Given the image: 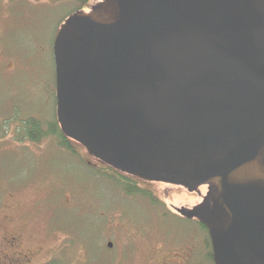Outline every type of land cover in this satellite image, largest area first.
Masks as SVG:
<instances>
[{
    "label": "water",
    "instance_id": "95a60500",
    "mask_svg": "<svg viewBox=\"0 0 264 264\" xmlns=\"http://www.w3.org/2000/svg\"><path fill=\"white\" fill-rule=\"evenodd\" d=\"M53 58L65 137L141 181L208 186L177 213L215 264H264V0H102Z\"/></svg>",
    "mask_w": 264,
    "mask_h": 264
},
{
    "label": "rangeland",
    "instance_id": "374dc122",
    "mask_svg": "<svg viewBox=\"0 0 264 264\" xmlns=\"http://www.w3.org/2000/svg\"><path fill=\"white\" fill-rule=\"evenodd\" d=\"M78 10L72 0H0V264H140L198 231L172 207L198 206L208 189L139 184L153 205L125 194L123 173L86 151L18 134L26 118L57 117L54 38Z\"/></svg>",
    "mask_w": 264,
    "mask_h": 264
},
{
    "label": "flooded vegetation",
    "instance_id": "af4514ba",
    "mask_svg": "<svg viewBox=\"0 0 264 264\" xmlns=\"http://www.w3.org/2000/svg\"><path fill=\"white\" fill-rule=\"evenodd\" d=\"M94 1H102V0H89L88 3H86L83 6H80L81 10H86L87 6H89ZM122 180H126L130 182H135L139 184H145L148 185V182L140 181L134 177L128 176L123 174ZM179 188H184L187 191H197L198 189H208V186H190L189 188H186L184 186L180 185H171ZM140 187V186H139ZM159 206V203L157 204ZM197 205H186V209H193ZM173 208V214L174 217L186 222H191L194 224L198 231L194 233H189V229L185 233V239H183L182 243L176 244V245H169V243H161L165 247H168L166 250H162V253H159L157 257L155 258H148L147 254H142L141 263L140 264H215L214 263V255H213V247L212 242L210 239L209 232L207 228L200 223L197 219H187L182 216H180L177 213L176 207ZM188 233V234H187ZM187 234V236H186ZM111 246V247H110ZM115 245L113 243H109L108 248L109 250H112L113 252L119 250V247H116L115 250H113ZM182 247V248H181ZM181 248L182 253H173L174 251H177V249ZM161 251V248H154V252ZM165 251V252H164ZM179 259V260H178ZM18 263V262H17ZM21 263V261H19Z\"/></svg>",
    "mask_w": 264,
    "mask_h": 264
},
{
    "label": "trees",
    "instance_id": "16d2710c",
    "mask_svg": "<svg viewBox=\"0 0 264 264\" xmlns=\"http://www.w3.org/2000/svg\"><path fill=\"white\" fill-rule=\"evenodd\" d=\"M12 1H16V0H12ZM35 1H41V0H35ZM51 1H55V0H51ZM57 1L63 2L65 0H57ZM72 1L79 3L80 6H83L89 2V0H72ZM21 123L22 124L18 131V134L21 136V139L30 141L32 143H40L45 139L53 137V138H57L59 140V144L63 148L71 152L74 156L78 155L77 148L85 151V149L81 145L65 137V135L62 133V130L59 126L57 117L51 122H44V121H41L35 118H28V119L26 118L22 120ZM117 181L121 184L123 188L122 190L128 196L141 195L144 199L148 201L150 200L153 205H156L159 203L158 200H156L152 196L151 193L140 188L138 184H136L135 182L129 183V181L126 182V181H123L122 179H117Z\"/></svg>",
    "mask_w": 264,
    "mask_h": 264
}]
</instances>
